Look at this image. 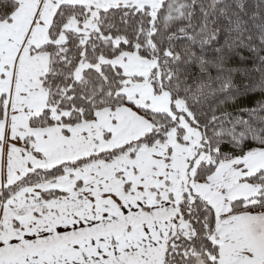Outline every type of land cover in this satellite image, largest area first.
<instances>
[{"label": "snow or ice", "instance_id": "1", "mask_svg": "<svg viewBox=\"0 0 264 264\" xmlns=\"http://www.w3.org/2000/svg\"><path fill=\"white\" fill-rule=\"evenodd\" d=\"M0 264H264V0H0Z\"/></svg>", "mask_w": 264, "mask_h": 264}]
</instances>
